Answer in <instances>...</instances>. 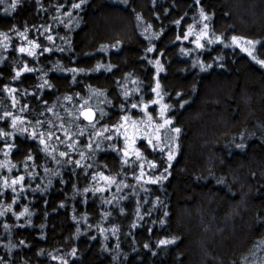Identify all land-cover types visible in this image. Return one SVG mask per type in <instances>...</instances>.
<instances>
[{
    "label": "trees",
    "instance_id": "obj_1",
    "mask_svg": "<svg viewBox=\"0 0 264 264\" xmlns=\"http://www.w3.org/2000/svg\"><path fill=\"white\" fill-rule=\"evenodd\" d=\"M12 2L0 3V264H264V0ZM157 89L180 132L170 167L141 146L152 183L121 139L93 131L135 118Z\"/></svg>",
    "mask_w": 264,
    "mask_h": 264
},
{
    "label": "rangeland",
    "instance_id": "obj_2",
    "mask_svg": "<svg viewBox=\"0 0 264 264\" xmlns=\"http://www.w3.org/2000/svg\"><path fill=\"white\" fill-rule=\"evenodd\" d=\"M236 46L251 56L254 53V45L247 41H236ZM95 101L97 103V100ZM91 103L89 101L84 104L81 112L85 108H93L94 104ZM141 110L135 118L124 119L117 127L94 129L93 133L99 132L100 137L107 136L109 141L114 138L121 139L125 157L140 165L139 178L147 182L158 183L159 178L152 177L158 175L156 174L157 166L153 165V162L145 160L141 146L145 145L153 150L165 152L170 167L177 156V133L171 129V122L165 123L166 120L170 121L168 106L159 89L155 90L153 101H149ZM8 150L9 148H5L3 153ZM169 153L172 154L171 159H169Z\"/></svg>",
    "mask_w": 264,
    "mask_h": 264
},
{
    "label": "snow or ice",
    "instance_id": "obj_3",
    "mask_svg": "<svg viewBox=\"0 0 264 264\" xmlns=\"http://www.w3.org/2000/svg\"><path fill=\"white\" fill-rule=\"evenodd\" d=\"M84 2H85V0H81V3H84ZM0 3H4V0H0ZM17 3H18V0H14V2H12L11 4L8 5V7L5 9V11H8L9 8L12 9V10H14V9L17 7ZM80 6H81L80 4H75V5H73V7H75V8H79ZM201 15L204 17V19H209V17L207 16V14L204 13L203 9H201ZM204 27L207 28L208 25L205 24ZM232 40H233V41H236V40H237V37H235V36L232 37ZM249 43H252V42L249 41ZM201 46H202V45H201ZM151 50H152V49H149V51H151ZM21 51H24V49H21ZM29 54H33V53H29ZM157 63H158V62H157ZM260 63H261V64H264V61H260ZM25 70H28V69H25ZM18 75H19V73H18ZM133 107H136V105H133ZM86 118L89 119V120H91V119H92V116L89 115V114H86ZM125 119H127V118H125ZM170 122H171V121H169V120H166V121H165V123H170ZM13 127H15V123H13ZM160 127H163V125H160ZM21 131H22V132H23V131H26V129H22ZM173 131H175L176 133H179V132H180V129H179V128H175V129H173ZM33 135L35 136V133H33ZM41 135H42V134H41ZM49 135H51V133H49ZM65 135H68V133L65 132ZM41 143H44L43 139H41ZM149 143H151V141H149ZM90 146H91V145H89V147H90ZM69 147H71V145H69ZM237 147L243 148L244 145H243V144H240V145H237ZM60 155H61V156H65L66 153H65V152H61ZM171 158H172V154L169 153V159H171ZM77 163H79V162H77ZM20 179L22 180L23 177H21ZM13 183H16V181H13ZM25 212H27V209H25ZM23 214H24V213H21V215H23ZM161 243H168V241H161Z\"/></svg>",
    "mask_w": 264,
    "mask_h": 264
},
{
    "label": "water",
    "instance_id": "obj_4",
    "mask_svg": "<svg viewBox=\"0 0 264 264\" xmlns=\"http://www.w3.org/2000/svg\"><path fill=\"white\" fill-rule=\"evenodd\" d=\"M86 114H89L92 116V119L89 120L86 118ZM98 118V114L97 111L94 108H85L82 112H81V119L88 125H92L97 121Z\"/></svg>",
    "mask_w": 264,
    "mask_h": 264
}]
</instances>
